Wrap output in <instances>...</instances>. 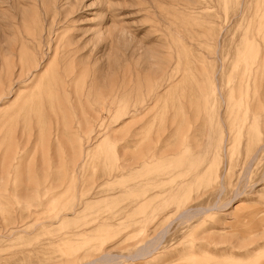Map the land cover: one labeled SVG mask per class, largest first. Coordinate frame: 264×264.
I'll return each mask as SVG.
<instances>
[{"label":"rangeland","instance_id":"374dc122","mask_svg":"<svg viewBox=\"0 0 264 264\" xmlns=\"http://www.w3.org/2000/svg\"><path fill=\"white\" fill-rule=\"evenodd\" d=\"M0 264H264V0H0Z\"/></svg>","mask_w":264,"mask_h":264},{"label":"bare ground","instance_id":"6f19581e","mask_svg":"<svg viewBox=\"0 0 264 264\" xmlns=\"http://www.w3.org/2000/svg\"><path fill=\"white\" fill-rule=\"evenodd\" d=\"M184 214H186V212H185ZM181 215H182V214H181ZM146 254H147V252H146Z\"/></svg>","mask_w":264,"mask_h":264}]
</instances>
